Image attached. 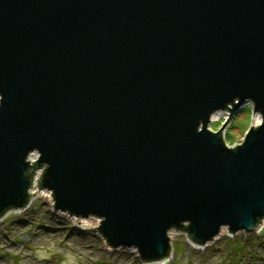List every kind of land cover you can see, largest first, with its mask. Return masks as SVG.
<instances>
[{
    "label": "water",
    "instance_id": "obj_1",
    "mask_svg": "<svg viewBox=\"0 0 264 264\" xmlns=\"http://www.w3.org/2000/svg\"><path fill=\"white\" fill-rule=\"evenodd\" d=\"M38 187L167 262L264 221V0H0V218Z\"/></svg>",
    "mask_w": 264,
    "mask_h": 264
},
{
    "label": "rangeland",
    "instance_id": "obj_2",
    "mask_svg": "<svg viewBox=\"0 0 264 264\" xmlns=\"http://www.w3.org/2000/svg\"><path fill=\"white\" fill-rule=\"evenodd\" d=\"M43 191L53 201L31 197L30 208L0 218V264H143L135 249L109 245L99 231L102 218L90 216L96 225L79 226L72 221L76 215L55 208L52 191ZM169 237L167 264H264V221L254 233L232 234L224 227L202 250L185 231L172 229Z\"/></svg>",
    "mask_w": 264,
    "mask_h": 264
},
{
    "label": "bare ground",
    "instance_id": "obj_3",
    "mask_svg": "<svg viewBox=\"0 0 264 264\" xmlns=\"http://www.w3.org/2000/svg\"><path fill=\"white\" fill-rule=\"evenodd\" d=\"M31 196H32V199H34L35 197H38V198H40V197H43V198H45V199H47V200H49V201H53L52 200V197H51V194L49 193V192H46V191H43V190H40L39 189V187H37V186H35V187H33L32 188V190H31ZM33 201V200H32ZM28 208H30V205H29V207ZM25 210H27V208L26 209H24V210H19L18 212L19 213H22L23 211H25ZM72 221L74 222V223H76V224H78L79 226H94V225H96L97 224V220L95 219V218H93V217H90V218H80V217H72ZM174 231V230H173ZM171 235H175L174 233L173 234H171ZM221 235V234H220ZM218 238H216V240H217ZM190 243L191 244H193V242L192 241H190ZM194 245V244H193ZM199 247V249L200 250H202V249H204V247L205 246H203V247H200V246H198ZM112 249V248H111ZM115 250V249H114ZM135 251V250H134ZM172 256V255H171ZM169 257V259L167 260V262H161V263H154V264H167L169 261H170V259L172 258V257Z\"/></svg>",
    "mask_w": 264,
    "mask_h": 264
},
{
    "label": "built area",
    "instance_id": "obj_4",
    "mask_svg": "<svg viewBox=\"0 0 264 264\" xmlns=\"http://www.w3.org/2000/svg\"><path fill=\"white\" fill-rule=\"evenodd\" d=\"M44 169L38 170L35 174V179H34V187L39 185V182L42 179V175H43Z\"/></svg>",
    "mask_w": 264,
    "mask_h": 264
}]
</instances>
